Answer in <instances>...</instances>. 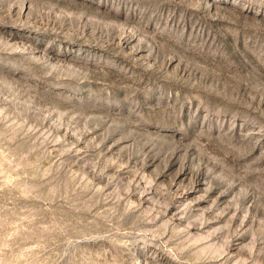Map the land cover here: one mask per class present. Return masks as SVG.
<instances>
[{"label": "rangeland", "instance_id": "374dc122", "mask_svg": "<svg viewBox=\"0 0 264 264\" xmlns=\"http://www.w3.org/2000/svg\"><path fill=\"white\" fill-rule=\"evenodd\" d=\"M0 264H264V0H0Z\"/></svg>", "mask_w": 264, "mask_h": 264}]
</instances>
